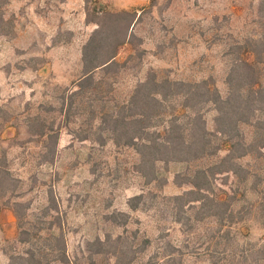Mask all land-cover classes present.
<instances>
[{
	"label": "rangeland",
	"instance_id": "obj_1",
	"mask_svg": "<svg viewBox=\"0 0 264 264\" xmlns=\"http://www.w3.org/2000/svg\"><path fill=\"white\" fill-rule=\"evenodd\" d=\"M121 10L137 16L124 28L135 38L119 53L120 73L106 77L95 95L79 96L64 117L61 98L82 76V49L98 28L94 20ZM261 35L264 0H0V155L6 153L9 169L21 180L23 196L12 202L25 205L21 227L12 212L0 222V264L29 253L41 264H111L113 259L87 249L108 234L133 244L136 253L127 259L136 256L135 264L169 242L189 252L184 264L222 263L225 250L236 253V261L243 253L240 264H264V157L244 162L250 172L245 185L232 174L217 176L215 191L226 192L231 204L228 223L204 215L186 232L177 222L173 197L189 187L178 182L210 161L160 164L158 180L148 183L137 152L116 146L92 117L104 102H125L151 71L159 79L208 80L225 97L237 47ZM168 106L169 115L175 105ZM204 113L212 130L215 112L206 107ZM36 116L47 127L61 128L54 160L36 136L38 128L30 127ZM99 137L107 140L104 146ZM140 194L145 197L132 210L129 202ZM115 212L129 214L128 224L106 219ZM22 230L29 232L23 237L28 242L19 241ZM52 233L64 236L68 263ZM145 238L152 244L142 253Z\"/></svg>",
	"mask_w": 264,
	"mask_h": 264
},
{
	"label": "trees",
	"instance_id": "obj_2",
	"mask_svg": "<svg viewBox=\"0 0 264 264\" xmlns=\"http://www.w3.org/2000/svg\"><path fill=\"white\" fill-rule=\"evenodd\" d=\"M136 16L137 12L121 10L109 13L105 19L94 20L98 28L82 49V76L64 90L67 94L61 98L64 117H70L69 111L79 96L85 97L89 93L95 95L106 77L120 73L123 65L118 61L119 53L127 44L133 43L135 38V35L126 33L124 28L128 25L130 28ZM237 52L238 59L227 76L228 93L225 97L208 80L192 83L159 79L151 71L145 80L137 84L125 102H104L100 112L92 110L93 119H99L100 130L107 133V139L112 140L116 146L132 148L137 152L140 157L139 171L148 183L158 180L157 167L160 164L210 161L207 166L195 167L185 182H178L179 185L189 187L173 197L177 222L184 226L186 232L191 231L192 222H202L204 215L205 219H214L222 226L228 223L232 216L231 204L226 192L217 194L215 191L217 176L232 174L240 184L245 185L250 172L244 162L251 157H264V35L244 40L237 47ZM97 74H101L102 78H98ZM168 103L175 105L170 116L166 114ZM206 107H211L215 112L212 130L204 113ZM32 121L30 127L38 128L36 136L50 148L51 159L54 160L58 153L61 128L53 125L47 127L39 116ZM244 128L250 131L245 132ZM97 142L104 146L107 140L99 137ZM222 152L224 154L221 156ZM20 183L21 180L8 167L6 153L2 152V224L6 212H12L18 227L23 224L24 203L12 202L14 197L23 196L22 192H18ZM144 197L143 194L134 196L129 202L130 208L136 210ZM118 218L122 219L121 222ZM106 219L125 226L129 222V214L115 212L106 216ZM230 230L223 232V236H228ZM25 235H29V232L22 230L19 239L21 243L28 242L23 238ZM51 236L58 244L62 262L68 263L64 236L55 233ZM124 240L122 235L113 238L108 234L103 239L97 237L89 242L87 249L94 251L96 256L113 259L111 264H135L136 256L127 259L131 252L136 253L133 251L134 246ZM151 244L150 239H143L141 252H146ZM184 247L187 248L186 245ZM188 255L189 252H185L183 247L169 242L143 264H184ZM241 255V260L236 261L238 255L225 250L223 262L215 261L214 264H240L245 259L244 254ZM11 260L10 264H15V261H18L16 264H41L34 253L12 256Z\"/></svg>",
	"mask_w": 264,
	"mask_h": 264
}]
</instances>
